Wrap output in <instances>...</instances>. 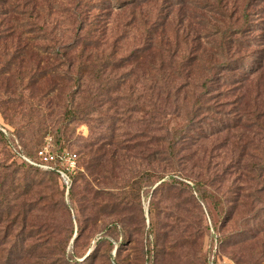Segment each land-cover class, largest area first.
<instances>
[{"label": "rangeland", "instance_id": "rangeland-1", "mask_svg": "<svg viewBox=\"0 0 264 264\" xmlns=\"http://www.w3.org/2000/svg\"><path fill=\"white\" fill-rule=\"evenodd\" d=\"M0 129V264H264V0H0Z\"/></svg>", "mask_w": 264, "mask_h": 264}, {"label": "built area", "instance_id": "built-area-1", "mask_svg": "<svg viewBox=\"0 0 264 264\" xmlns=\"http://www.w3.org/2000/svg\"><path fill=\"white\" fill-rule=\"evenodd\" d=\"M20 160L37 167L42 171H56L68 190L70 182L69 174H73L77 168V155L68 150L57 151L50 140L36 151L34 159L20 156Z\"/></svg>", "mask_w": 264, "mask_h": 264}, {"label": "trees", "instance_id": "trees-1", "mask_svg": "<svg viewBox=\"0 0 264 264\" xmlns=\"http://www.w3.org/2000/svg\"><path fill=\"white\" fill-rule=\"evenodd\" d=\"M89 47H92V45H88V48ZM95 46L93 45V48H94ZM84 50V48L82 49V51ZM100 68L102 69V66H100ZM98 70H99V68H97ZM88 71V69H87V67L85 66V68L83 69V72H87ZM92 72V71H91ZM95 73H96V71H94ZM0 134H1V136L5 139V140H8V141H11L12 140V138L10 137L11 135H10V133H8L6 130H4V129H0ZM12 142H13V140H12ZM12 142H10V143H12ZM15 150H16V153H15V155H17V158L19 159V164L21 165V166H23L25 169H27V170H31V171H36V172H44V173H50V174H53V175H55L56 177H58L59 179H60V176H59V174L56 172V171H42V170H40V169H38L37 167H34V166H32V165H30V164H28L27 162H24V161H22V160H20V156H24V157H28V158H32V159H34V157H35V153H36V151L37 150H39L40 148H38L37 150H35L31 155H29V154H25L23 151H22V149L18 146V143L17 142H15ZM62 150H65V149H57V151H62ZM74 177H75V175L74 174H69L68 175V179H69V182H70V184L72 183V181L74 180ZM61 180V179H60ZM160 185H162V184H160ZM63 188L65 189V190H67L66 189V186L63 184ZM70 189V188H69ZM67 190V193L69 192L70 193V190Z\"/></svg>", "mask_w": 264, "mask_h": 264}]
</instances>
